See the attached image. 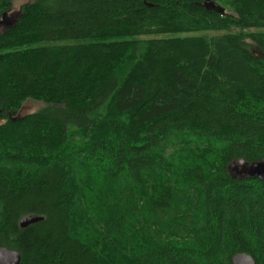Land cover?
I'll use <instances>...</instances> for the list:
<instances>
[{"label":"trees","instance_id":"obj_1","mask_svg":"<svg viewBox=\"0 0 264 264\" xmlns=\"http://www.w3.org/2000/svg\"><path fill=\"white\" fill-rule=\"evenodd\" d=\"M206 1L34 0L0 25V247L21 264H264V182L227 171L264 159V0Z\"/></svg>","mask_w":264,"mask_h":264},{"label":"water","instance_id":"obj_2","mask_svg":"<svg viewBox=\"0 0 264 264\" xmlns=\"http://www.w3.org/2000/svg\"><path fill=\"white\" fill-rule=\"evenodd\" d=\"M204 7L207 11L225 14V9L221 5L211 0H207L204 3ZM6 16L7 15L1 18L0 24ZM227 171L230 177L237 181L256 179L264 182V159L252 163L247 162L244 158L235 159L229 163V165L227 166ZM43 220L44 218L40 216L25 217L21 221V227L27 228ZM21 260L22 257L19 252L0 247V264H21ZM232 264L257 263L251 255L246 253H239L233 258Z\"/></svg>","mask_w":264,"mask_h":264},{"label":"rangeland","instance_id":"obj_3","mask_svg":"<svg viewBox=\"0 0 264 264\" xmlns=\"http://www.w3.org/2000/svg\"><path fill=\"white\" fill-rule=\"evenodd\" d=\"M33 1L34 0H15L13 3L12 11L8 15L16 17L20 13L23 6H25L28 3H32ZM222 7H224L226 9V7L224 5ZM205 34H207L209 36L216 35L214 32L205 33ZM44 106H45V104L42 102L29 100L23 106L21 112L19 113V116H25L28 114L35 113V112L41 110L42 108H44Z\"/></svg>","mask_w":264,"mask_h":264},{"label":"flooded vegetation","instance_id":"obj_4","mask_svg":"<svg viewBox=\"0 0 264 264\" xmlns=\"http://www.w3.org/2000/svg\"><path fill=\"white\" fill-rule=\"evenodd\" d=\"M20 14V13H19ZM19 14L16 16V17H13V16H9L7 15L6 17H4L3 21L1 22V28L2 29H6L10 26H13L19 16Z\"/></svg>","mask_w":264,"mask_h":264},{"label":"bare ground","instance_id":"obj_5","mask_svg":"<svg viewBox=\"0 0 264 264\" xmlns=\"http://www.w3.org/2000/svg\"><path fill=\"white\" fill-rule=\"evenodd\" d=\"M255 180V179H254ZM82 181V180H81ZM84 185V184H83Z\"/></svg>","mask_w":264,"mask_h":264}]
</instances>
